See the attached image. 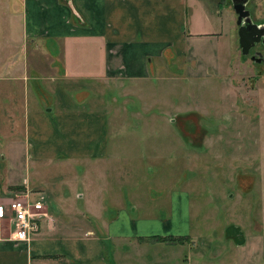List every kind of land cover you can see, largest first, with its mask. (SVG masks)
Returning a JSON list of instances; mask_svg holds the SVG:
<instances>
[{
  "label": "crops",
  "instance_id": "0c3cea01",
  "mask_svg": "<svg viewBox=\"0 0 264 264\" xmlns=\"http://www.w3.org/2000/svg\"><path fill=\"white\" fill-rule=\"evenodd\" d=\"M225 6L228 10L227 0H0V176L7 177L4 185L0 182V203L22 196L43 202L48 214L30 240L16 238L9 213L0 219V264H119L121 241L152 233L188 239L201 234L203 219L191 217L186 191L171 194L166 219L136 216L142 206L130 197L143 189L153 191L142 185L156 182V175L117 186L110 194L89 183L95 197L79 184L80 162H149L155 152L147 145L155 139L111 138L108 111L76 109L59 85L52 90L48 83L38 95L26 91L22 105L4 81H38L47 75L52 80L134 82L140 87L157 79L155 71L168 63L177 44L196 38L217 39L203 55V60L211 59L208 65H216ZM126 143L134 146L124 147ZM163 150L160 156L166 157L168 146ZM22 159L29 176L20 180L10 161ZM114 200L120 207L110 206ZM77 203L95 217L99 234L89 219L83 229L61 219V210H78ZM162 206L168 209V196ZM111 207L117 213L105 219ZM226 226L225 239L215 237L207 256L216 264L223 257L230 258L229 264H264V218H243L234 226L235 234L230 233L232 224ZM107 240L119 241L111 254Z\"/></svg>",
  "mask_w": 264,
  "mask_h": 264
},
{
  "label": "rangeland",
  "instance_id": "374dc122",
  "mask_svg": "<svg viewBox=\"0 0 264 264\" xmlns=\"http://www.w3.org/2000/svg\"><path fill=\"white\" fill-rule=\"evenodd\" d=\"M249 5L258 20L264 19V0H252ZM227 6L223 14L224 31L218 39L221 48L216 65H208L211 59L207 62L203 55L217 39L196 38L177 44L172 53H168V63L155 71L157 79L140 87L134 82L52 80L47 75L38 81H4L11 85L13 99H20L22 105L26 91L32 95L39 93L43 86L47 89L48 83L52 90L59 85L76 109L99 111L104 108L108 111L111 138L155 139L147 145L155 152L150 154L149 162L121 160L119 165L115 159L112 162H80L79 184L95 197L89 183H97L99 190L110 194L112 192L107 191L117 186L138 184L140 179L147 182V176L156 175V182L142 185L153 191L149 193L143 189L130 197L142 206L136 216L157 218L159 215L166 219L170 215L171 194L186 191L191 217L203 219L201 234L199 240L198 237L188 239L152 233L121 243L105 241L109 254L113 243L121 245L124 255L119 264H216L217 260L207 254L215 237L217 241L225 239L227 224H232L230 233L235 234L234 226L243 218L249 221L264 218V75H255L259 66L242 55L237 14L231 0H227ZM16 115L23 121L17 110ZM1 137L4 140V136ZM133 146L124 144V147ZM166 146L168 155L160 156ZM27 168L25 159L10 161V169L21 176L20 180L29 176ZM92 170L97 173L92 174ZM147 170L149 175H146ZM0 177L4 185L7 177ZM167 196L168 209L160 207ZM10 200L4 199L3 203ZM111 205L118 206V203L114 200ZM77 206L78 210L62 209L61 219L78 224L79 229H83L89 219L99 234L95 217L87 214L83 204L77 203ZM129 206L130 211L134 210L130 203ZM69 211L77 214L71 215ZM116 213L115 207L108 208L105 219ZM196 259L198 263L194 262ZM220 261L229 264L230 258L223 257Z\"/></svg>",
  "mask_w": 264,
  "mask_h": 264
},
{
  "label": "built area",
  "instance_id": "2783aa9c",
  "mask_svg": "<svg viewBox=\"0 0 264 264\" xmlns=\"http://www.w3.org/2000/svg\"><path fill=\"white\" fill-rule=\"evenodd\" d=\"M8 213L18 240H30L39 230L41 219L48 217L43 202H31L22 196L0 203V219L7 217Z\"/></svg>",
  "mask_w": 264,
  "mask_h": 264
},
{
  "label": "water",
  "instance_id": "95a60500",
  "mask_svg": "<svg viewBox=\"0 0 264 264\" xmlns=\"http://www.w3.org/2000/svg\"><path fill=\"white\" fill-rule=\"evenodd\" d=\"M233 9L237 14V25H239V43L244 55H247L250 51L252 44H254L258 40H263L264 42V28H257L259 31L257 32L258 37H254L255 34L249 33L248 25L250 21V11L246 8L247 1H238L232 0ZM256 26V25H255ZM257 27V26H256ZM263 30V31H262Z\"/></svg>",
  "mask_w": 264,
  "mask_h": 264
},
{
  "label": "flooded vegetation",
  "instance_id": "af4514ba",
  "mask_svg": "<svg viewBox=\"0 0 264 264\" xmlns=\"http://www.w3.org/2000/svg\"><path fill=\"white\" fill-rule=\"evenodd\" d=\"M238 1H247L246 8L250 11V21L248 25L249 33L255 34L254 37H258L256 34L259 31L257 28L260 29L264 28V19L258 20L252 8L250 7V3L252 0H238ZM232 2V0H231ZM233 5V2H232ZM238 17V16H237ZM238 19V18H237ZM257 27H256V26ZM239 28V25H238ZM263 31V30H262ZM242 52V50H241ZM244 55V54H242ZM247 58H250L252 63H256L259 66V69L256 71L255 75L263 76L264 75V42L263 40H258L254 44H252L250 51L247 55H244Z\"/></svg>",
  "mask_w": 264,
  "mask_h": 264
},
{
  "label": "trees",
  "instance_id": "16d2710c",
  "mask_svg": "<svg viewBox=\"0 0 264 264\" xmlns=\"http://www.w3.org/2000/svg\"><path fill=\"white\" fill-rule=\"evenodd\" d=\"M156 238H159V239H168V237H156Z\"/></svg>",
  "mask_w": 264,
  "mask_h": 264
}]
</instances>
